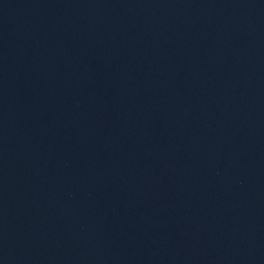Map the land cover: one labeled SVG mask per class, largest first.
I'll list each match as a JSON object with an SVG mask.
<instances>
[{"label":"water","instance_id":"water-1","mask_svg":"<svg viewBox=\"0 0 264 264\" xmlns=\"http://www.w3.org/2000/svg\"><path fill=\"white\" fill-rule=\"evenodd\" d=\"M0 264H264V0H0Z\"/></svg>","mask_w":264,"mask_h":264}]
</instances>
